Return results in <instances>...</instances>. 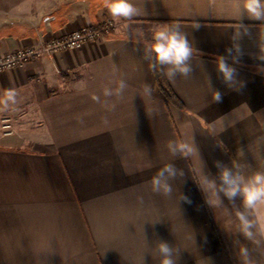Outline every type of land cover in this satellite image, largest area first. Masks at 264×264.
<instances>
[{"label":"crops","instance_id":"obj_1","mask_svg":"<svg viewBox=\"0 0 264 264\" xmlns=\"http://www.w3.org/2000/svg\"><path fill=\"white\" fill-rule=\"evenodd\" d=\"M132 2L141 13L125 29L103 0H0V57L88 25L106 27L80 49L0 70V96L17 92L0 112V264H159L158 240L180 250L177 264H243L245 247L254 264H264V235L245 239L234 212L209 206L199 186L202 172L218 176L215 161L264 171V61L257 58L264 22L239 19L229 0ZM162 23H179L194 48L189 77L164 75L180 105L169 102L133 33ZM222 55L243 82L239 90L216 71ZM121 79L123 96L105 97L103 89ZM232 112L238 122L211 134ZM5 118L12 134L4 133ZM169 140L195 149L173 158ZM170 162L183 180L173 182L171 196L153 193L151 177ZM257 218L264 226V206Z\"/></svg>","mask_w":264,"mask_h":264},{"label":"clouds","instance_id":"obj_2","mask_svg":"<svg viewBox=\"0 0 264 264\" xmlns=\"http://www.w3.org/2000/svg\"><path fill=\"white\" fill-rule=\"evenodd\" d=\"M229 4L239 19L247 17L250 20L264 22V0H229ZM103 6L108 13L117 20L124 21L123 27L129 29L130 21L141 13V8L132 0H103ZM199 25H194L198 28ZM137 42L145 43V52L150 55V65L153 68L159 67L163 74L174 80L177 75L189 77L193 72L192 59L194 48L189 40L188 34L183 31L179 23H162L145 31L142 27L133 29ZM240 36V31H234L229 37L233 41L232 47H237L235 41ZM260 54L258 59L264 61V45H259ZM226 53L231 54L232 48H226ZM147 58V56H146ZM115 69V67H114ZM216 71L220 74L224 84L233 89L239 90L243 86L242 81H238L236 69L228 63L226 56L216 58ZM210 87V86H209ZM128 84L121 79L115 89L105 87L103 95L105 97H122ZM211 89V88H210ZM212 101L219 102L222 95L218 90H212ZM145 96H151V87L147 84L143 86ZM17 92L15 89H7L0 96V112L9 110L10 104L16 103ZM99 102L98 96L92 97ZM109 105H106V107ZM115 107V105H111ZM239 117L231 114L220 118V127L213 129V135H219L228 128L234 126ZM169 154L173 158H187L195 149L194 144L184 141L169 140L166 144ZM237 155L245 158L243 149H238ZM218 169V176L212 177L202 172L200 180L201 190L210 198L206 199L209 206L223 207L231 215L234 212L238 221L239 233L249 241H256L257 231L264 235V226L259 224V219H253V214L259 207L264 206V171L253 170L249 173L245 171V165L232 161L231 166L225 165L221 161L214 162ZM250 168V165H247ZM184 171L178 168L173 162L166 163L160 167L151 177L149 183L153 193L164 196H171L173 192V182L177 179L183 180ZM239 198V205H236ZM227 200L233 207L225 205ZM179 200L190 203L187 196L179 195ZM156 252L160 257L159 264H177L180 250L174 245L164 240L156 241ZM243 259V264H254L250 257L248 248H242L239 253Z\"/></svg>","mask_w":264,"mask_h":264},{"label":"built area","instance_id":"obj_3","mask_svg":"<svg viewBox=\"0 0 264 264\" xmlns=\"http://www.w3.org/2000/svg\"><path fill=\"white\" fill-rule=\"evenodd\" d=\"M105 30L106 27L88 25L73 30L63 38L53 37L46 40L38 47L28 46L26 48H17L7 55L0 57V70L16 67L27 60L43 54H55L62 51L80 49L86 42L96 41L101 38ZM3 129L7 135L13 133L9 118L3 119Z\"/></svg>","mask_w":264,"mask_h":264},{"label":"trees","instance_id":"obj_4","mask_svg":"<svg viewBox=\"0 0 264 264\" xmlns=\"http://www.w3.org/2000/svg\"><path fill=\"white\" fill-rule=\"evenodd\" d=\"M155 74L157 76V80L159 82V86L161 87L162 91L165 93L166 97L168 98L169 102L174 103L176 105H180L179 100L177 99L176 95L170 88L167 80L163 74V72L159 69V67L154 68Z\"/></svg>","mask_w":264,"mask_h":264},{"label":"rangeland","instance_id":"obj_5","mask_svg":"<svg viewBox=\"0 0 264 264\" xmlns=\"http://www.w3.org/2000/svg\"><path fill=\"white\" fill-rule=\"evenodd\" d=\"M10 122H11V120H10Z\"/></svg>","mask_w":264,"mask_h":264}]
</instances>
